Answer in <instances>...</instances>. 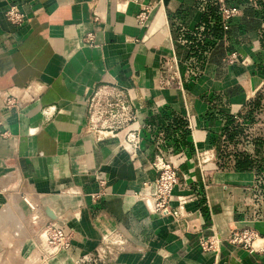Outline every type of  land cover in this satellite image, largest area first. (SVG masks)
<instances>
[{
    "label": "crops",
    "instance_id": "crops-1",
    "mask_svg": "<svg viewBox=\"0 0 264 264\" xmlns=\"http://www.w3.org/2000/svg\"><path fill=\"white\" fill-rule=\"evenodd\" d=\"M226 1L253 4L252 15L213 35L217 0H0V264H264V3ZM12 4L27 17L20 26L5 16ZM233 50L243 59L228 64ZM104 87L125 89L137 150L125 129L91 128L88 99ZM167 110L186 119V144L152 121ZM160 155L178 163L180 220L141 200ZM12 196L64 218L70 246L43 259L39 222L5 214ZM232 228L255 229L258 250L229 242ZM211 235L205 251L199 240ZM107 236L124 249L100 252Z\"/></svg>",
    "mask_w": 264,
    "mask_h": 264
},
{
    "label": "built area",
    "instance_id": "built-area-1",
    "mask_svg": "<svg viewBox=\"0 0 264 264\" xmlns=\"http://www.w3.org/2000/svg\"><path fill=\"white\" fill-rule=\"evenodd\" d=\"M217 14L224 30L229 28V23L237 17L244 9V4H229L226 0H217ZM151 5L144 7L137 15L138 22L145 24L149 17ZM6 18L15 25H22L26 22L25 13L16 4L10 5L5 10ZM85 43L92 44V34L85 35ZM243 59L238 50H233L227 54L225 61L233 64ZM29 96L26 90L17 92H8L6 104L8 106L18 105L24 97ZM88 118L92 129L102 132L117 134L125 129V143L134 150L140 147L142 136L139 128L131 129L129 125L135 121L137 114L125 89L120 87L100 88L91 93L88 99ZM177 156V155H176ZM175 156V157H176ZM157 171V176L152 182L145 183L148 192L141 200L154 213L162 216H171L176 220L185 217L183 202L173 206L172 192L173 188L179 182L178 163L163 155L158 156L153 163ZM28 205L34 209V206L27 201ZM35 221L39 222L37 233L39 236V245L43 259H47L63 249L70 246V233L65 230L62 224L52 220H45L38 214L33 216ZM259 233L252 228H232L227 236V240L242 248L254 251L258 250L255 241L260 239ZM217 238L214 235L202 236L199 244L205 251H210L216 247ZM125 241L120 237H103L99 251L103 254H116L123 250Z\"/></svg>",
    "mask_w": 264,
    "mask_h": 264
},
{
    "label": "trees",
    "instance_id": "trees-1",
    "mask_svg": "<svg viewBox=\"0 0 264 264\" xmlns=\"http://www.w3.org/2000/svg\"><path fill=\"white\" fill-rule=\"evenodd\" d=\"M259 3H264V0H258ZM253 4H250L247 6L246 11L250 12L252 15V9H253ZM215 22L212 26H210V31L213 35H220V32L226 31L228 34L231 30H223V27L220 22V18H215ZM230 34V33H229ZM264 36V33L262 34ZM229 119H232L231 116H229ZM157 122L160 124V126L165 130L167 138L169 140H172L175 142V145L177 143H182L183 145L186 144V135H187V128L186 124L187 121L184 117L178 116L173 114L171 111L167 110L166 112L162 114H154L152 116V121ZM176 147V146H175Z\"/></svg>",
    "mask_w": 264,
    "mask_h": 264
},
{
    "label": "rangeland",
    "instance_id": "rangeland-1",
    "mask_svg": "<svg viewBox=\"0 0 264 264\" xmlns=\"http://www.w3.org/2000/svg\"><path fill=\"white\" fill-rule=\"evenodd\" d=\"M30 199H28V202L31 204V205H33L34 206V209H32L29 205H28V203H27V201H24V203H20L19 205H18V200L17 199H15L13 196H12V202H11V205H9L10 206V209H11V212H13V211H15V210H17L18 209V211H20V212H22V214H24V215H22V218H23V220H20L21 221V223H22V225H23V227H24V225L26 226H28V227H33L32 225V222L34 221V219H33V216H35L36 214H38V212H37V208H36V206H35V204H34V202L32 201V199L29 201ZM12 207V208H11ZM9 208V207H8ZM10 211V210H9ZM9 211H7L8 213H9ZM17 219L15 218V221H16ZM24 223V224H23ZM14 224V220H11L10 221V225L8 226V224L7 225H5V226H8V227H12V225ZM9 231V229H7V232Z\"/></svg>",
    "mask_w": 264,
    "mask_h": 264
},
{
    "label": "water",
    "instance_id": "water-1",
    "mask_svg": "<svg viewBox=\"0 0 264 264\" xmlns=\"http://www.w3.org/2000/svg\"><path fill=\"white\" fill-rule=\"evenodd\" d=\"M45 213L54 221L58 222L59 224H63L65 222L64 218H61L56 215L49 207L44 208Z\"/></svg>",
    "mask_w": 264,
    "mask_h": 264
},
{
    "label": "bare ground",
    "instance_id": "bare-ground-1",
    "mask_svg": "<svg viewBox=\"0 0 264 264\" xmlns=\"http://www.w3.org/2000/svg\"><path fill=\"white\" fill-rule=\"evenodd\" d=\"M10 205H11V204H10ZM6 206H7V205H5V207H6ZM7 207H9V208H10L9 204H8V206H7ZM7 207H6V208H7ZM6 208H5V209H6ZM11 208H12V207H11ZM7 209H8V208H7ZM9 210H10V211H9ZM9 210H8V211H9V213H10V212H11V209H9ZM5 214H8V212L6 211V213H5ZM12 214H13V213H12ZM2 217H3V216H2Z\"/></svg>",
    "mask_w": 264,
    "mask_h": 264
}]
</instances>
